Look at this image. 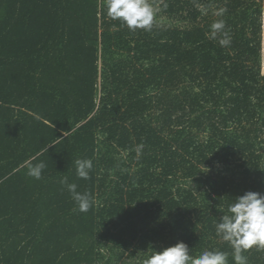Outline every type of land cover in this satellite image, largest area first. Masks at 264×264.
<instances>
[{
    "label": "trees",
    "instance_id": "trees-1",
    "mask_svg": "<svg viewBox=\"0 0 264 264\" xmlns=\"http://www.w3.org/2000/svg\"><path fill=\"white\" fill-rule=\"evenodd\" d=\"M148 2L130 31L106 0H0V264H143L181 240L235 264L215 223L264 193V0Z\"/></svg>",
    "mask_w": 264,
    "mask_h": 264
},
{
    "label": "clouds",
    "instance_id": "clouds-1",
    "mask_svg": "<svg viewBox=\"0 0 264 264\" xmlns=\"http://www.w3.org/2000/svg\"><path fill=\"white\" fill-rule=\"evenodd\" d=\"M105 7L110 19L119 20L130 31L137 29L147 31L153 26L156 10L148 0H106ZM217 14H222V12ZM224 27L223 21L213 23L211 38L215 39L216 33ZM219 43L221 46L230 43L226 33L225 38ZM74 164L76 176L79 179H90V172L93 168L91 159H76ZM27 167V175L39 180L42 178L46 164L43 161L36 164L28 162ZM60 183L71 195L76 210L82 213L88 212L92 206L90 194L77 191V184L69 183L67 177H62ZM233 198L227 204L226 209L217 207L221 215L215 223V232L232 249L231 254L235 264H246V258L243 256L245 251L254 246L264 249V193L248 190ZM143 264H228V254L210 249L193 256L190 254L188 244L181 240L160 251L153 250Z\"/></svg>",
    "mask_w": 264,
    "mask_h": 264
}]
</instances>
